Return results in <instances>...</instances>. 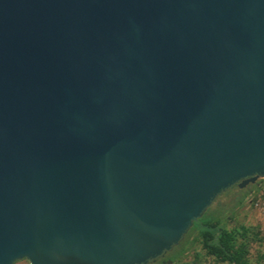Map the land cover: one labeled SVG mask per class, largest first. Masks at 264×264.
Segmentation results:
<instances>
[{
    "label": "water",
    "instance_id": "obj_1",
    "mask_svg": "<svg viewBox=\"0 0 264 264\" xmlns=\"http://www.w3.org/2000/svg\"><path fill=\"white\" fill-rule=\"evenodd\" d=\"M264 177V0H0V264H148Z\"/></svg>",
    "mask_w": 264,
    "mask_h": 264
},
{
    "label": "rangeland",
    "instance_id": "obj_2",
    "mask_svg": "<svg viewBox=\"0 0 264 264\" xmlns=\"http://www.w3.org/2000/svg\"><path fill=\"white\" fill-rule=\"evenodd\" d=\"M258 180V179H257ZM256 180V182H257ZM250 186L246 189L248 193L244 195L245 190L238 191L233 187L220 194L209 207V214L215 217L227 218V226L243 224L259 232L258 237L250 244L249 260L251 264H264V213L255 208L251 202V196L256 192V187ZM195 232L189 237V243L185 244V250L177 259L172 260L176 250H171L169 254L163 257V263L156 264H227L217 263L211 257L205 254L198 241L194 240ZM14 264H30L22 259Z\"/></svg>",
    "mask_w": 264,
    "mask_h": 264
},
{
    "label": "trees",
    "instance_id": "obj_3",
    "mask_svg": "<svg viewBox=\"0 0 264 264\" xmlns=\"http://www.w3.org/2000/svg\"><path fill=\"white\" fill-rule=\"evenodd\" d=\"M252 186L256 187L257 182ZM244 190V195H246L248 190ZM242 191L240 190V192ZM227 224V218L223 219L210 215L208 208L199 219L194 221L192 227L181 241L171 249L172 251L178 249L173 255L172 260L177 259L182 254L185 250V244L189 243V237L195 232L194 240L199 242L205 254L211 256L215 262L251 264L249 260L250 244L258 237L259 232L240 223L229 227ZM170 251L164 255L169 254ZM260 258H264V254Z\"/></svg>",
    "mask_w": 264,
    "mask_h": 264
},
{
    "label": "built area",
    "instance_id": "obj_4",
    "mask_svg": "<svg viewBox=\"0 0 264 264\" xmlns=\"http://www.w3.org/2000/svg\"><path fill=\"white\" fill-rule=\"evenodd\" d=\"M251 202L255 208L262 210L264 213V177L258 178L256 192L251 196Z\"/></svg>",
    "mask_w": 264,
    "mask_h": 264
},
{
    "label": "flooded vegetation",
    "instance_id": "obj_5",
    "mask_svg": "<svg viewBox=\"0 0 264 264\" xmlns=\"http://www.w3.org/2000/svg\"><path fill=\"white\" fill-rule=\"evenodd\" d=\"M249 186H250V184L247 185V186H245L244 188H239V187L237 186V184H235V185L232 186V187H235V188H237L238 191H240V190L247 189ZM164 256H165V255L160 256V257L156 258L155 260L150 261L148 264H156V263L159 262V261H160L161 263H163V257H164Z\"/></svg>",
    "mask_w": 264,
    "mask_h": 264
}]
</instances>
